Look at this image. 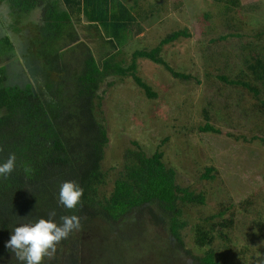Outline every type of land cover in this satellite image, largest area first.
Returning <instances> with one entry per match:
<instances>
[{"label": "rangeland", "instance_id": "rangeland-1", "mask_svg": "<svg viewBox=\"0 0 264 264\" xmlns=\"http://www.w3.org/2000/svg\"><path fill=\"white\" fill-rule=\"evenodd\" d=\"M121 1L140 14L138 21L143 28L123 47L119 59L126 65L134 50L152 49L168 37L172 40L160 48L159 56L165 65L148 59L136 61V76L151 87L154 98L148 99L129 76L108 77L105 83L113 86L108 88L104 83L99 89L106 91L99 116L105 120L109 139L101 162L107 182L99 194L108 196L112 191L122 171L125 151L135 149L133 143H137L147 156L159 147L166 168L176 172L177 184L203 194L204 203L182 207L181 219L187 223L181 230L183 246L174 247L175 255L168 250L171 256H165V260L170 262L162 261L157 252L175 245L172 238L164 228L151 223L148 208L142 207L132 209L113 224L95 220L92 229L99 243L92 248L93 255L88 253L94 241L86 235L89 241L79 252L81 264H92L95 252L98 257L101 254V264H117L120 259L123 264H197L195 257L207 246L197 248L194 227L209 229L222 219H230L231 224L228 222L220 230L228 239L217 238L213 245L219 261L264 264V81L261 84L257 80L262 72L259 63L264 65V0H239V8L215 0H141L137 4L134 0ZM7 13L11 24H1L0 40L6 36L15 46L12 55L19 57L21 49L15 32L30 36L33 41L28 42L34 47L39 42L37 26L28 22V12H13L7 7ZM0 16L5 18L2 6ZM23 28L29 29L30 35ZM68 33L67 26L62 41ZM257 33H261L260 37ZM59 41L56 36L51 39L52 44ZM83 42L90 51L94 49V41ZM47 47L39 44L37 49H31L26 45V57L36 51L35 56L44 59L37 63L48 66L52 56L40 54ZM253 51L258 52V63L251 56ZM12 55L0 56L5 78L7 74L10 81L19 78L17 84L22 85L28 76L36 89L41 87L39 76L23 71L18 60L9 57ZM60 55L55 60L61 67L65 54ZM222 75L241 83L253 82L258 95L240 84L218 80ZM56 78V73L47 75V79ZM204 110L209 124L219 133L200 130L205 124ZM209 167L214 169L209 173L213 178H203ZM220 212L222 217L218 216ZM108 224L112 230L108 231ZM113 232L118 237L114 242L110 241ZM94 262L98 264V258Z\"/></svg>", "mask_w": 264, "mask_h": 264}, {"label": "trees", "instance_id": "trees-1", "mask_svg": "<svg viewBox=\"0 0 264 264\" xmlns=\"http://www.w3.org/2000/svg\"><path fill=\"white\" fill-rule=\"evenodd\" d=\"M12 1L24 12L30 9L22 0ZM65 1L69 9L71 5V16L77 17L78 24H81V15L89 22L88 25H81V28L92 37L94 49L90 51L84 43L79 42L71 27V34L67 36H71V43L77 42L75 48H79V57L74 55V49L71 48V60L64 58L58 71H48L49 76L53 72L57 78L42 79V86L38 89L28 81L17 84L19 78L10 81L9 75L5 78L0 69V147L3 148L0 164L6 162L10 154L16 156L14 171L6 179L0 178V264H22L15 253L6 247L13 230L20 224L48 219L49 213L53 211L58 224L62 222V216L80 217L81 228L57 245L52 259L45 257L43 264H81L83 261L80 260L79 252L89 241L85 240L86 235L94 241L88 253L92 254V248L99 243L95 237L97 233L92 229L95 220L113 224L132 209L142 207L148 208L151 223L164 228L172 238L170 240L175 245L166 248L167 251L163 249L157 252L162 261L170 262L165 260V256H171L168 250L174 254V247L183 246L181 230L187 223L181 219L182 207L203 204V194H195L177 184L176 172L173 168H166L159 147L147 156L137 143H133L136 148L125 151L122 171L114 180L112 191L108 196H100L99 189L107 182L101 162L109 139L105 120L99 116L106 91L99 89L108 77L129 76L148 99L154 98L156 94L151 91V87L136 76V61L148 59L156 64H164L159 56L160 48L172 38L161 40L152 49L134 50L130 64L126 65L119 59L123 47L143 30L138 21L141 16L134 12V7H128L121 0ZM139 1L134 0V3ZM215 1L231 8L240 6L239 0ZM260 34L256 36L260 37ZM173 35L177 37L178 33ZM0 42L3 43V46L0 44L1 56L5 54V49L11 50L12 47L6 36ZM49 54L52 61L48 60L47 63L60 67L54 63L61 55L47 51L46 55ZM251 56L257 59L258 52L253 51ZM256 61L258 63V59ZM259 68L262 72L257 80L263 84L264 65L259 63ZM218 80L228 85L240 84L255 96L259 93L253 87V82L241 83L224 75L218 76ZM105 84L108 88L113 86L111 82ZM204 119L205 124L200 127L202 132H220L209 124L206 110ZM213 171L211 167L206 168L203 178H213L209 175ZM66 181L77 182L84 191L82 203L75 210H68L58 202L60 186ZM218 216L222 217V212ZM228 222L231 224L230 219H222L209 229L198 225L194 227L197 248L207 246L200 256L195 257L197 264H224L219 261L213 245L217 238L228 239L220 231L228 226ZM109 224L108 231L112 230ZM111 236L112 242L118 239L114 232ZM98 256L99 253L95 252L94 260L90 262L95 264L98 258V264H101V254ZM116 263L123 264L121 259Z\"/></svg>", "mask_w": 264, "mask_h": 264}, {"label": "crops", "instance_id": "crops-1", "mask_svg": "<svg viewBox=\"0 0 264 264\" xmlns=\"http://www.w3.org/2000/svg\"><path fill=\"white\" fill-rule=\"evenodd\" d=\"M22 1L26 2L30 6L29 10L27 9L24 12L18 9L16 5L14 6L15 3H13L12 0H0V8L2 6V12H4V15H5V18H2L0 16L1 17L0 26L1 24H3V26L6 27V26H10L9 24H11L10 17L8 16V13H7V7L10 8V11H13V12H22V13L28 12L30 14V21L28 22L30 24L35 23L37 26L36 32H37V39L39 40V42L38 43L35 42V46L33 47V45L28 42V39L32 40L30 36H24V35L22 36L21 34H18L20 31L17 30V33L15 32L14 35L18 36L16 37L17 39L16 43L19 44V49H21L19 50L20 56L18 57L16 55H12L14 52L13 51L14 47H15L12 44H11V47H12L11 50L5 49V53L11 54L12 56H9L10 58L14 57L15 59H17L23 71H29V73H31L30 74L31 76H32V71H35V74H37L39 76V79H41L39 81V83H41L42 79L44 80V78H47L48 71L50 69H54L58 71L61 67H55L51 65L42 67L41 63L43 62L44 59H42L41 57L35 56V54H38V52L36 51H35L36 53L34 52V54H31L30 56L26 57L25 46L27 45L31 49L32 48L37 49V45L39 46V44L48 45V47L45 50H40V54L41 53L46 54L47 51H50L52 54H55V53L65 54V59L69 61L71 60V54L73 53L71 51V48H73L74 51L77 52L75 48V45L77 42L75 44L71 43V36H66L65 39L62 41V39L64 38L63 30H66L68 26L69 32L71 34V27H72L73 31L79 38L78 41L81 43H84L83 42L84 39L91 40L92 37H90V35L87 34L85 29L81 28V25H88L89 22H87V20L81 15L79 19L81 24H78L77 17L75 15L71 16V5L69 9L66 5L65 0H22ZM66 18L68 20L64 21ZM60 20L64 22L62 26H60V24L62 23V21ZM16 22H17V17L14 18V23ZM22 23H23V20H22ZM23 31L24 33H26V35H30L29 29L26 31L25 28H23ZM54 36L60 39V41L57 42L56 44L51 43V39H53ZM42 38H43V41H41ZM44 40H46V44L44 43ZM37 60L40 61L41 63L38 64ZM54 64L59 65L56 60ZM33 68L35 69L33 70ZM25 77L27 78V81L30 82V79L28 78V76H25Z\"/></svg>", "mask_w": 264, "mask_h": 264}, {"label": "clouds", "instance_id": "clouds-1", "mask_svg": "<svg viewBox=\"0 0 264 264\" xmlns=\"http://www.w3.org/2000/svg\"><path fill=\"white\" fill-rule=\"evenodd\" d=\"M3 148L0 147V152ZM16 167V156L10 154L7 161L0 164V178H7ZM30 171V169H26ZM84 191L75 181L61 184L58 202L68 210H75L82 203ZM55 211L49 218H41L35 223L20 224L15 227L6 247L15 253L22 264H43L44 258H51L63 240L81 228L80 217L76 215L62 216L61 223L54 220Z\"/></svg>", "mask_w": 264, "mask_h": 264}]
</instances>
